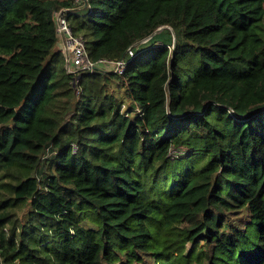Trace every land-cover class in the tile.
<instances>
[{
  "label": "trees",
  "instance_id": "trees-1",
  "mask_svg": "<svg viewBox=\"0 0 264 264\" xmlns=\"http://www.w3.org/2000/svg\"><path fill=\"white\" fill-rule=\"evenodd\" d=\"M77 6L0 0V264H264V0Z\"/></svg>",
  "mask_w": 264,
  "mask_h": 264
},
{
  "label": "built area",
  "instance_id": "built-area-1",
  "mask_svg": "<svg viewBox=\"0 0 264 264\" xmlns=\"http://www.w3.org/2000/svg\"><path fill=\"white\" fill-rule=\"evenodd\" d=\"M78 3V6L73 10L81 8L85 1L88 0H75ZM67 8L61 9L54 13L56 20V30L58 32L59 39L63 40L65 48V58H66V67L69 72H79L83 70H94V67L103 68L104 65L111 67V70L117 73H123L124 69L129 61V59L135 55V49L137 44L131 45L126 54L120 59H107L102 58L97 61H93L87 53L85 40L81 36L74 35L72 28L70 27L67 19L65 18V11ZM144 39L143 41H145ZM79 80V74H76L73 77V84L75 85ZM78 91V90H77ZM74 149L76 145L74 144ZM182 151L179 149H172L170 154L178 155ZM48 155L45 153L44 156ZM43 156V157H44Z\"/></svg>",
  "mask_w": 264,
  "mask_h": 264
},
{
  "label": "crops",
  "instance_id": "crops-1",
  "mask_svg": "<svg viewBox=\"0 0 264 264\" xmlns=\"http://www.w3.org/2000/svg\"><path fill=\"white\" fill-rule=\"evenodd\" d=\"M58 47L64 52V55H65L66 53H65L64 43L62 39H59Z\"/></svg>",
  "mask_w": 264,
  "mask_h": 264
},
{
  "label": "water",
  "instance_id": "water-1",
  "mask_svg": "<svg viewBox=\"0 0 264 264\" xmlns=\"http://www.w3.org/2000/svg\"><path fill=\"white\" fill-rule=\"evenodd\" d=\"M87 6H88V1H85L84 5L81 8H86ZM54 18H55V16H54ZM57 35H58V32H57ZM94 69L102 70L100 67H94Z\"/></svg>",
  "mask_w": 264,
  "mask_h": 264
},
{
  "label": "rangeland",
  "instance_id": "rangeland-1",
  "mask_svg": "<svg viewBox=\"0 0 264 264\" xmlns=\"http://www.w3.org/2000/svg\"><path fill=\"white\" fill-rule=\"evenodd\" d=\"M58 42H59V41H58ZM170 156H171L172 158L176 157V155H174V153L170 154Z\"/></svg>",
  "mask_w": 264,
  "mask_h": 264
}]
</instances>
